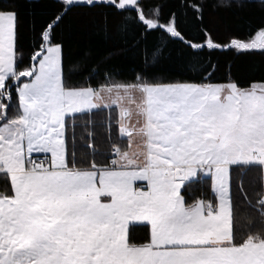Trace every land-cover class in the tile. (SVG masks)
Segmentation results:
<instances>
[{
	"label": "snow or ice",
	"instance_id": "1",
	"mask_svg": "<svg viewBox=\"0 0 264 264\" xmlns=\"http://www.w3.org/2000/svg\"><path fill=\"white\" fill-rule=\"evenodd\" d=\"M57 3L26 52L17 0H0V264H264V77L242 83L229 68L217 81L218 65L199 60L186 80L155 74L175 40L264 54V25L226 43L202 28L195 43L150 0ZM75 7L106 9L105 30L118 16L121 32L157 34L153 62L73 81L55 28ZM182 7L202 23L203 3Z\"/></svg>",
	"mask_w": 264,
	"mask_h": 264
},
{
	"label": "trees",
	"instance_id": "2",
	"mask_svg": "<svg viewBox=\"0 0 264 264\" xmlns=\"http://www.w3.org/2000/svg\"><path fill=\"white\" fill-rule=\"evenodd\" d=\"M153 4L162 5V14L167 17L175 12L179 17V28L195 43L203 42L202 28H207L216 42L226 43L231 38L245 39L254 35L253 30L264 25V4L260 1L243 0L238 6L236 0H224L230 7L218 6L221 0H199L204 4L203 21L196 19L192 10L185 9L182 4L192 0H150ZM21 13L23 41L26 52L32 43L31 27L35 29L46 25L59 11L57 0H38L30 5L25 0H17ZM106 9L75 7L63 17L55 28V40L62 44L66 74L75 82H81L83 73L100 64L101 70L109 67L123 78H131L146 68L153 61L149 56L145 62L146 50L150 54L159 43L157 34H149L143 39L139 28L132 27L127 33L118 30L120 17L109 16L105 30L104 13ZM199 60L204 64L209 61L218 65L214 79L220 81L227 70L242 83L264 77V54L237 53L235 51H203L196 52L186 43L178 40L170 41L163 54L155 61V74L158 78L177 81L186 80L193 73L189 70L190 61ZM104 61V63H101ZM95 145L99 150L107 147V114L97 113ZM199 190V186H195Z\"/></svg>",
	"mask_w": 264,
	"mask_h": 264
},
{
	"label": "rangeland",
	"instance_id": "3",
	"mask_svg": "<svg viewBox=\"0 0 264 264\" xmlns=\"http://www.w3.org/2000/svg\"><path fill=\"white\" fill-rule=\"evenodd\" d=\"M251 1H260V0H251Z\"/></svg>",
	"mask_w": 264,
	"mask_h": 264
}]
</instances>
